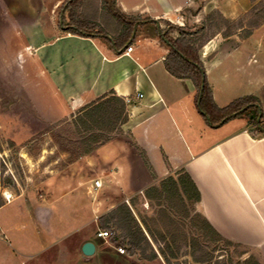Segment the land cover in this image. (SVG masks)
I'll return each mask as SVG.
<instances>
[{"label": "crops", "instance_id": "obj_1", "mask_svg": "<svg viewBox=\"0 0 264 264\" xmlns=\"http://www.w3.org/2000/svg\"><path fill=\"white\" fill-rule=\"evenodd\" d=\"M4 1L8 15L16 20L25 49L39 65L42 92L53 103L41 106V122L35 127L72 121L112 96L124 99L128 121L111 133L108 142L90 153L85 151L66 168L51 170L44 179L42 173L52 166L42 167L46 171L38 169L33 184L8 190L12 199L0 200V264L57 259L63 254L61 246L73 250L81 264H167L162 256L147 261L128 251L122 254L119 249L125 247H117L97 234L101 217L127 202L142 224L148 206L153 204L145 192L181 171L190 175L200 191L196 212L222 236L251 249L264 264V135L249 132V118L240 116L211 127L197 107L194 83L176 78L167 70L170 49L158 37L142 33L131 46L132 51L118 54L103 39L62 29L58 9L64 0ZM116 2L120 12L150 18L161 28L168 22L192 29L215 11L234 21L253 6L251 0ZM174 34L180 37L178 31ZM200 56L218 107L252 95L261 101L264 115V24L248 37L214 33ZM5 124L2 128L10 129L11 125ZM28 124L22 122V126ZM33 131L35 136L40 134ZM35 136L20 144L18 130L10 139L22 156H31L26 145ZM5 142L1 139L2 147ZM97 153L102 154L94 163L92 158ZM82 162L88 168L81 169ZM69 174L79 181L58 191L62 183L53 180L66 179ZM97 180L102 181L101 188L95 186ZM80 190L83 196L76 199ZM69 193L74 198L63 201ZM92 193L95 196L90 202ZM140 204L143 208L137 213ZM143 228L151 239L152 233ZM87 242L96 247L89 257L82 251Z\"/></svg>", "mask_w": 264, "mask_h": 264}, {"label": "trees", "instance_id": "obj_2", "mask_svg": "<svg viewBox=\"0 0 264 264\" xmlns=\"http://www.w3.org/2000/svg\"><path fill=\"white\" fill-rule=\"evenodd\" d=\"M93 2L94 0H66L58 13L60 27L71 34L103 39L118 54L131 47L142 33L160 38L170 49L165 61L167 70L176 78L194 83L197 107L211 127H220L234 118L246 116L249 118V132L254 136L264 135V115L259 98L245 96L226 107H218L200 56L208 39L205 40L207 29L216 28L224 37H229L235 34L236 23L224 18L219 11L213 12L196 29L188 30L168 23L170 28L180 33V37L175 39L169 36L168 29L161 28L155 20L120 12L116 0L96 2L94 12L89 13L87 8L94 5ZM253 9L257 11V8ZM262 13L264 14V10ZM261 17L264 18V15ZM255 23L254 27L260 25L259 21ZM252 33L253 29L248 30L245 36ZM127 121L124 99L112 96L94 109L78 114L74 124L77 129L84 127L85 132L79 131V135L86 146V152L90 153L108 142L112 137L111 133ZM145 196L160 208L154 216L143 218L142 224L155 239L165 244L162 254L168 262L183 247L190 249L189 254L196 263L212 262L219 244L225 245L223 250L231 245L244 247L222 236L205 217L196 212L195 205L200 202L201 194L187 172L181 171L162 180L158 186L148 189ZM100 220L102 228L111 227V224L116 227L117 236L113 240L115 246L125 247V251L141 260L154 261L158 258L154 252L148 254L150 240L127 203L119 205ZM187 226L190 232L186 229ZM252 260L260 264L258 260ZM220 261L216 260L215 264Z\"/></svg>", "mask_w": 264, "mask_h": 264}, {"label": "rangeland", "instance_id": "obj_3", "mask_svg": "<svg viewBox=\"0 0 264 264\" xmlns=\"http://www.w3.org/2000/svg\"><path fill=\"white\" fill-rule=\"evenodd\" d=\"M65 1L66 0H64L63 3ZM251 2L253 6L250 12L231 21L236 23L235 26L237 29L234 30L235 34L240 33L241 36H245L248 30H255V22L259 21L260 25L264 24V18L261 17L264 15L262 13L264 10V0H251ZM63 3H61L60 7ZM93 4L94 5L87 8V12H94L93 7H96L97 4L95 1ZM253 8H257V11H254ZM7 9V3L5 4L4 0H0V200L2 201H5L3 192L8 193V190H11L14 186H19L20 188L26 187L28 184H33L36 181L34 180L35 176H38L37 174H39L37 173L38 169L42 167L45 168V166H52L47 171L42 168L43 171H46L42 173V177L45 179L51 175V170L54 171L56 168H66L65 166L68 162L80 159L86 151V146H84L81 136L79 135V131L84 133L85 129L84 127H79L78 130L73 119L72 121L60 122L58 124L46 125L41 123L39 124L41 126L38 128L34 126L41 122L39 117L44 111L41 106L44 104L45 108L47 107V104L52 106L53 103L52 100L42 92V86L44 83L38 78L40 75L39 65L35 57H33L32 54H29L25 49L24 40L17 29L16 20L8 15ZM164 25L165 27L163 29H168L169 36L175 38L174 33H177V30L170 28L168 22ZM242 27H244V30L240 31V28ZM186 29L191 30L192 28L187 27ZM206 32L205 40L214 33H217L218 30L216 28H210L207 29ZM25 120L27 121V124H29L22 126V122ZM3 122L4 126L6 125L5 122H8L11 125L10 129L7 127L2 128ZM19 124L22 127H18ZM41 127L43 130H40ZM32 128H34V131ZM18 130L21 135V138H18L20 144L28 141L29 137L33 135L35 136V133L33 134L32 131L40 133L35 136V139H33L32 142H28L30 144L26 145L27 150L32 153L31 156H22L20 150L16 147V143L11 141L10 137H13L16 132L18 133ZM48 132L51 134L50 136L45 135V133ZM1 139H6L4 147L1 146ZM9 149L13 150L5 155L4 151ZM101 154L102 153L95 154L92 161L97 163ZM79 167L81 169L88 168L84 162L79 164ZM70 175L71 174H69V177L66 179L59 177L53 180L54 182L62 183V185L58 186V191H63L69 186L72 187L73 184H77V181L79 180L71 178ZM77 192L78 195H75L76 199L79 196H83V191L80 190ZM94 196V193L90 195V202ZM69 198H74L72 193H69L67 197L65 196L63 201ZM142 208L143 206L140 204L136 209V212L138 211L141 213L139 209L141 210ZM159 208L160 207L155 204L148 206L145 217L154 216ZM101 224L100 220V229L108 230L111 233V236L108 239L109 242L114 245L113 240L117 236L115 233L116 227L111 224V227L102 228ZM73 225H77V222ZM186 229L190 232L188 226ZM117 233L120 234L119 231ZM151 237L152 240L149 239L151 248L147 249L148 254H153L154 252L158 255L157 259L161 256L165 259V256L162 254L165 244L158 239H155L153 235ZM65 247L66 246L60 247V249H63V254L57 257V259L49 258L44 260V262L33 261L32 264H49L50 262L53 264H81L82 260L80 257H78L73 250L70 251V248ZM224 247V244L218 245V250L214 253L215 259L210 263H196L190 256V249L188 247H183L181 251L177 253L176 257L169 259V262L166 259L165 260L167 264H215L216 260H221L219 264H258L256 261L252 260V258L255 260L258 259L255 257V253L251 249L245 246L238 247L236 245H231L226 250H223L222 248Z\"/></svg>", "mask_w": 264, "mask_h": 264}, {"label": "built area", "instance_id": "obj_4", "mask_svg": "<svg viewBox=\"0 0 264 264\" xmlns=\"http://www.w3.org/2000/svg\"><path fill=\"white\" fill-rule=\"evenodd\" d=\"M132 50H133L132 47H129L128 48V52H130ZM139 97H143V95L142 94H139ZM95 186L97 188H101L103 186L102 181L101 180H97L95 182ZM3 197L5 198L6 201H10L12 199V195L10 193H7V192H3ZM127 203L129 204V202H127ZM97 236L99 238L108 239L111 236V233L108 230H100L98 232ZM119 252L122 253V254H125L126 253L125 249H123V248H120L119 249Z\"/></svg>", "mask_w": 264, "mask_h": 264}, {"label": "water", "instance_id": "obj_5", "mask_svg": "<svg viewBox=\"0 0 264 264\" xmlns=\"http://www.w3.org/2000/svg\"><path fill=\"white\" fill-rule=\"evenodd\" d=\"M96 247L92 242H87L84 244L82 251L85 256H92L95 253Z\"/></svg>", "mask_w": 264, "mask_h": 264}]
</instances>
